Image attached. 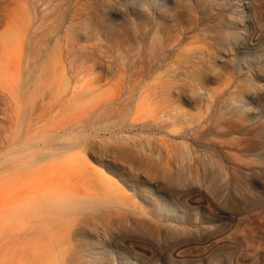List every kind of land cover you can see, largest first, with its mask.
I'll return each mask as SVG.
<instances>
[{
	"label": "rangeland",
	"instance_id": "obj_1",
	"mask_svg": "<svg viewBox=\"0 0 264 264\" xmlns=\"http://www.w3.org/2000/svg\"><path fill=\"white\" fill-rule=\"evenodd\" d=\"M30 1L0 6V264H264V0H39L42 22ZM232 119L245 150L223 154L207 136ZM186 130L200 162L222 156L239 178L179 184ZM196 190L225 217L184 215ZM72 192L84 210L42 206ZM99 198L124 206L126 230L98 223L113 211Z\"/></svg>",
	"mask_w": 264,
	"mask_h": 264
},
{
	"label": "bare ground",
	"instance_id": "obj_2",
	"mask_svg": "<svg viewBox=\"0 0 264 264\" xmlns=\"http://www.w3.org/2000/svg\"><path fill=\"white\" fill-rule=\"evenodd\" d=\"M41 1H43V0H41ZM41 1H39V0H33V1H30L31 2V6H33V7H31V9H32V12H33V15H34V17H35V19H38V21H41L42 22V18L45 16V18H46V12H47V10H48V12H51V11H49V9H47L46 11H45V8H46V5L45 6H39V3H41L42 4V2ZM68 1V0H67ZM1 2H2V0H0V6H1ZM51 2V1H50ZM49 2V0H48V3H50ZM61 2V1H60ZM19 4V3H18ZM26 4V3H25ZM30 4V3H29ZM59 5V4H58ZM26 6H28V3L26 4ZM49 6V5H48ZM47 6V7H48ZM2 7V6H1ZM42 7V8H41ZM54 7V6H53ZM44 9V10H43ZM28 11V10H27ZM47 12V13H48ZM58 12H59V9H58ZM61 12V11H60ZM63 13V12H62ZM23 14V13H22ZM64 14V13H63ZM27 15H28V12H27ZM51 15V14H50ZM49 16V15H48ZM41 17V18H40ZM48 18V17H47ZM40 19V20H39ZM34 20V19H33ZM44 20L45 19H43V22H44ZM47 20H49V19H47ZM47 20H46V22H47ZM40 22V23H41ZM45 22V23H46ZM48 22H50V20L48 21ZM38 24H39V22H38ZM37 24V28L36 27H34V29H32V32L31 33H33V32H35L36 33V35L34 36L35 37V39H38V38H40V36H44L45 35V39H46V36L48 37L49 35H48V31L46 30V33H40L39 32V30H40V28L41 27H38L39 25ZM43 24L41 23V26H42ZM49 25V24H48ZM47 26V25H46ZM45 25H43L42 26V28H44V27H46ZM31 28H32V25H31ZM41 28V29H42ZM49 28V27H48ZM54 27H51V29H53ZM45 29V28H44ZM44 29H42V30H44ZM47 29V28H46ZM50 29V28H49ZM263 29V28H262ZM34 30V31H33ZM28 36V35H27ZM151 40V39H150ZM155 40V39H154ZM46 41V40H45ZM33 42V41H32ZM34 42H36L35 40H34ZM42 42H44V39H43V41ZM27 43V42H26ZM35 44V43H34ZM44 45L46 44V42L45 43H43ZM160 44V43H159ZM36 45H37V43H36ZM150 45V44H149ZM34 46V45H33ZM37 47H39V45H37L36 46V49H37ZM43 47V46H42ZM47 47V46H46ZM139 47V46H138ZM153 47V46H152ZM40 48V47H39ZM54 48V47H53ZM151 48V47H150ZM154 48H155V46H154ZM158 48V47H157ZM163 48V47H162ZM31 49V48H30ZM36 49H32V51H35ZM41 49V48H40ZM25 49H23V51H24ZM43 50H45V48L43 49ZM139 50V49H138ZM152 50H154V52L152 51ZM161 49H159V51H160ZM164 50V49H163ZM163 50H161V51H163ZM32 51H30L31 53V55L29 56V60L28 61H30V59L33 57L32 56V54H35V53H32ZM38 51H39V49H38ZM150 51H152V53L150 52V54L152 55V57H153V54L155 55V51H156V48L155 49H153V48H151V50ZM58 52V51H57ZM47 53V52H46ZM59 53V52H58ZM38 54H40V52L39 53H37V57H39L38 56ZM158 54V51H157V53H156V55ZM159 54H161L160 52H159ZM163 54V53H162ZM60 55V54H59ZM34 56H36V55H34ZM37 57H35L34 59L35 60H37ZM46 57V56H45ZM52 57V56H51ZM54 57V56H53ZM156 57H158V56H156ZM55 59H56V57H54ZM140 58H143V57H140ZM33 59V60H34ZM156 59H158V58H156ZM33 60H31V61H33ZM34 60V61H35ZM142 60V59H141ZM30 64V63H29ZM33 66H34V63L32 62L31 63ZM32 65L29 67V68H32ZM55 69H57V68H55ZM36 90L38 89V87L37 88H35ZM34 93V92H33ZM35 95H37V93L35 94ZM31 101V100H30ZM31 113V112H30ZM8 115V114H7ZM160 116V115H159ZM161 116H163V119L165 118V120H168V121H170L169 123H171V121L172 122H174V119L177 121L178 120V118L176 119V115H174L173 113H168L167 115H161ZM223 116V115H222ZM29 117V116H28ZM162 118V117H161ZM7 119V118H6ZM234 119V118H233ZM232 119V120H233ZM10 120V119H9ZM164 120V121H165ZM167 121V122H168ZM228 122V121H227ZM176 123V122H175ZM175 123L174 124H172V126L173 125H175ZM177 123H180V122H177ZM219 123V122H218ZM181 124V123H180ZM193 124V123H192ZM241 124H242V121L241 122H239V121H230V122H228V123H226V124H222L221 126L219 125V126H217L215 129H214V131H213V134H208V135H210V136H207V134H205L207 137H210V138H212V139H215V141H217L216 140V137H217V135H220V137H221V139L219 140V142L220 141H222L221 143L222 144H217V146L222 150V149H226V150H224V152H223V154L226 152H230V149L231 148H238L239 149V146H241V144L243 143V139L241 140V138L240 139H238L237 137L236 138H234V136L232 137V135L233 134H236V133H238L237 131H238V128H239V126H241ZM147 125V124H146ZM78 126V125H77ZM171 125H170V127H172ZM189 126V125H188ZM202 126V125H201ZM201 126H198V127H194V130L195 131H197V130H199L200 128H203V127H201ZM243 126V125H242ZM241 126V127H242ZM8 127V126H7ZM26 127V126H25ZM168 127V126H167ZM177 127V126H176ZM75 128V127H74ZM186 129V128H185ZM190 129V128H189ZM189 129H187V130H189ZM253 129V128H252ZM71 130V129H70ZM184 131L180 136L181 137H179V136H177V139L178 138H182V140H183V142L181 143V151H180V153H179V156L177 155V152H176V155H177V159L175 160L176 161V163H177V165L175 164V166H177L178 168H180V169H182V174H180V175H178L177 177H175V180L179 183V184H182V183H185V182H187V183H189V182H191V183H197V182H203V183H205L208 187H207V191H211V193H214V191L216 190V188L218 187V186H220V185H228L232 180H236V177H238L237 176V174H236V171H235V169L233 168L234 167V164L231 166V168H230V166L229 165H226L225 163H224V161L222 160V156H221V159L220 158H218V159H216V155L214 156V155H212V156H208V163H203L202 161L200 162V159H201V157L199 158V156H197L198 154H200V152L195 148V147H193L192 145H187L186 144V142H185V138H186V136H190V134H189V132L188 131ZM61 132V131H60ZM197 132H200V131H197ZM9 133H10V131H9ZM215 134V135H214ZM200 135V134H199ZM199 135H197L196 137H194L193 138V140L195 141L196 139L197 140H200V143L202 142V138H200L199 137ZM258 135V134H257ZM4 136V135H3ZM79 135H75V134H71V135H68V137L66 138V140H69V141H71L72 142V144H70V146H67V147H64L63 149H61L60 151H58L59 152V154L61 155V154H64V153H68V152H70L71 150H73V149H75V148H77V146H78V144H79V141H80V139H81V137L79 136ZM216 136V137H215ZM66 137V136H65ZM215 137V138H214ZM3 138V137H2ZM128 138V137H127ZM65 139V138H64ZM251 139V138H250ZM174 140V139H173ZM211 139H209V141H210ZM7 141V140H6ZM223 141H225V142H223ZM253 141V140H252ZM197 142H199V141H197ZM205 142V143H204ZM202 143H204V144H207L206 143V141H205V139H204V141L202 142ZM209 143V142H208ZM217 143V142H216ZM215 143V144H216ZM224 143V144H223ZM42 144V143H41ZM50 144V143H49ZM190 144V143H189ZM44 145H47L46 144V142L44 143ZM14 146V145H13ZM35 146V145H34ZM180 146V145H179ZM203 146V145H202ZM202 146H200V147H202ZM258 147H257V150H262L263 149V146L260 144H258L257 145ZM31 147V146H30ZM226 147V148H225ZM249 147H252V146H249ZM241 149H244L245 148V146H244V148L241 146L240 147ZM246 148L248 149V147L246 146ZM20 149V148H19ZM26 149H28V146H27V148L25 147V150ZM45 150V149H44ZM245 150V149H244ZM249 150V149H248ZM49 151V150H48ZM203 151H205V150H203ZM223 151V150H222ZM251 151V150H250ZM264 151V150H263ZM13 152V151H12ZM27 153H28V151H26ZM43 152V151H42ZM109 152L110 153H112V154H116V155H120L124 160H129L130 159V156L128 155V154H126V153H124L123 151H121L119 148H117V147H114V148H110L109 149ZM206 152V151H205ZM210 152V151H209ZM36 153H37V151H36ZM251 153V152H250ZM241 154V153H240ZM14 155V154H13ZM13 155L11 156V157H13ZM32 155H33V153H32ZM57 154H54V155H52V157L54 158L55 156H56ZM205 155H207V154H205ZM227 155V154H226ZM225 155V156H226ZM172 156V155H171ZM247 156V155H246ZM248 156H249V154H248ZM15 157V156H14ZM25 158H26V156H25ZM24 159V158H23ZM28 159V158H27ZM169 159V158H168ZM223 159H227V158H223ZM229 159V158H228ZM22 160V159H21ZM240 160H242V159H240ZM245 160H246V158H245ZM30 161V160H29ZM251 161V160H250ZM254 161V160H253ZM25 162V161H24ZM26 162H28V161H26ZM29 163V162H28ZM247 164V163H246ZM11 165H14V164H11ZM15 165H17V164H15ZM29 165V164H28ZM236 165V164H235ZM258 165V164H257ZM241 166V165H240ZM135 168V167H134ZM246 168H247V166H246ZM6 170V169H5ZM8 170V169H7ZM3 171V170H2ZM4 172V171H3ZM8 172V171H7ZM1 173V172H0ZM9 173V172H8ZM4 174V173H3ZM236 174V175H235ZM1 177V176H0ZM169 178V177H168ZM239 178V177H238ZM238 180V179H237ZM206 187V186H205ZM108 188H110V187H108ZM210 188V190H208ZM199 190H200V188H199ZM112 191V190H111ZM191 191V190H190ZM197 191V190H196ZM196 191H195V193H196ZM194 191H192L191 193H193ZM197 196L198 197H200V198H198V201H202L201 203H196L195 202V200H194V197H196L197 198V196L196 195H189V196H187L186 195V197H184V198H182V200H181V207H182V209H183V211H184V215H187L188 213H190V212H192V211H194V210H197V209H199V208H203V209H205L206 211H207V214L208 215H210V216H218V217H225V212H221V210L220 209H218V207H217V201H215L211 196H209L208 194H199V192L197 191ZM182 194V193H181ZM217 194V193H216ZM237 194V193H236ZM224 196V195H223ZM182 197H183V195H182ZM85 199H88L86 196H83L82 194H77V193H75V192H72V193H67V194H63V195H60L59 197H57L56 199H52V201H51V199L50 200H48V201H51L52 202V205H48V206H44L43 205V203H42V206L44 207V208H50V209H53V210H60V209H62V208H68V209H75V208H78V209H82V210H84L83 208H80L81 206H83V204H84V200ZM200 199V200H199ZM218 199V198H217ZM97 201L98 202H103L104 204H106L107 206V208L106 209H112L113 211H107L106 212V215L105 214H100L102 217H103V220H100V221H98V223H104L103 225L105 226V227H107V228H109V227H113V228H116L117 230H119L120 232H122L123 230H126V228H128V222H127V220L125 219V211L124 210H122L123 209V205L121 204V203H119V201L118 200H114V201H111V200H109V199H106V198H104V199H102V198H99V199H97ZM180 201V200H179ZM197 201V202H198ZM194 205H197V207H193ZM96 210H98V209H96ZM78 211V210H77ZM32 212V211H31ZM98 212H99V210H98ZM78 213V212H77ZM196 213V212H195ZM193 214V213H192ZM234 217V216H233ZM51 220V219H50ZM55 220V219H54ZM68 221V220H67ZM82 221V220H81ZM46 222V221H45ZM80 225V224H79ZM134 225V224H133ZM145 225V224H144ZM132 226V225H131ZM214 228L215 227H210L209 228V231H205L203 234H208V233H210L208 236H207V238H205L204 237V242L205 241H207V242H209V241H213V240H216L217 238V236H215V237H213L212 238V236H214L215 234H216V232H215V230H214ZM193 230V229H192ZM196 230V229H195ZM183 231V230H182ZM175 232H176V230H175ZM181 232V231H180ZM106 234V233H105ZM182 234V233H181ZM174 239V238H173ZM220 240V239H219ZM143 242V241H142ZM179 242V241H178ZM185 242V241H184ZM188 242V241H187ZM216 242V241H215ZM135 243V242H134ZM213 243H214V241H213ZM219 243V242H218ZM136 244V243H135ZM134 244V245H135ZM172 244V243H171ZM131 245V244H130ZM133 245V246H134ZM181 245V244H180ZM208 245H210V244H208ZM141 246V245H140ZM126 247V246H125ZM137 247V246H136ZM142 247V246H141ZM140 247V248H141ZM153 247V246H152ZM133 248V247H132ZM175 248V247H174ZM174 248H173V250H174ZM179 248V247H178ZM129 249V248H128ZM177 250V249H176ZM124 252V251H123ZM133 252H135L134 251V248H133ZM137 252V251H136ZM172 252V251H171ZM171 252H170V254H171ZM174 252V251H173ZM138 253H139V251H138ZM148 253V252H147ZM153 253V252H152ZM156 253V252H155ZM177 253V252H176ZM174 254V253H173ZM148 255V254H147ZM153 257V256H152ZM151 257V258H152ZM155 257V256H154ZM148 258V257H147ZM150 258V257H149ZM172 258V257H171ZM143 259V258H142ZM174 259V258H173ZM64 260V259H63ZM150 261V260H149ZM174 261H175V259H174ZM61 262H63V261H61ZM176 262V261H175ZM151 263V262H150Z\"/></svg>",
	"mask_w": 264,
	"mask_h": 264
}]
</instances>
